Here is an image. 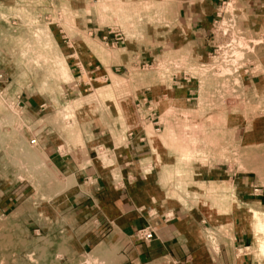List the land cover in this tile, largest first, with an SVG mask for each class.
<instances>
[{"label": "rangeland", "instance_id": "374dc122", "mask_svg": "<svg viewBox=\"0 0 264 264\" xmlns=\"http://www.w3.org/2000/svg\"><path fill=\"white\" fill-rule=\"evenodd\" d=\"M189 1L0 0V264H101L71 196L150 174L264 257V4Z\"/></svg>", "mask_w": 264, "mask_h": 264}, {"label": "crops", "instance_id": "0c3cea01", "mask_svg": "<svg viewBox=\"0 0 264 264\" xmlns=\"http://www.w3.org/2000/svg\"><path fill=\"white\" fill-rule=\"evenodd\" d=\"M239 1L254 8L257 4L263 8L264 4V0L235 2ZM197 26L193 25L192 29ZM47 157L53 168L66 174V162L60 155L47 151ZM84 173L85 170L73 168L68 173L74 190L80 191L84 186L81 183ZM148 176L130 177L126 185L116 191L110 190L97 176L91 196H71V214L83 221L90 219L92 227V231L81 235L77 243L80 256L92 255L101 264H264V257L247 252L252 243L249 233L241 229L229 230L226 235L217 236L216 243L212 244L202 227L209 223V214L215 216V211L184 208L161 197L151 174ZM250 204L264 214V198ZM144 228L153 231L150 242L138 241L134 237Z\"/></svg>", "mask_w": 264, "mask_h": 264}, {"label": "built area", "instance_id": "2783aa9c", "mask_svg": "<svg viewBox=\"0 0 264 264\" xmlns=\"http://www.w3.org/2000/svg\"><path fill=\"white\" fill-rule=\"evenodd\" d=\"M134 237L138 241H142V242L146 243V242H150L153 239L154 234H153V231L151 229L144 228V229L137 231L135 233Z\"/></svg>", "mask_w": 264, "mask_h": 264}]
</instances>
